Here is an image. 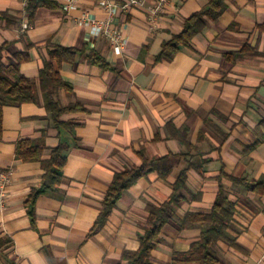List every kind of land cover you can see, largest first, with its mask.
I'll return each mask as SVG.
<instances>
[{
	"label": "crops",
	"instance_id": "0c3cea01",
	"mask_svg": "<svg viewBox=\"0 0 264 264\" xmlns=\"http://www.w3.org/2000/svg\"><path fill=\"white\" fill-rule=\"evenodd\" d=\"M53 1L29 17L28 0H0L3 61L27 52L20 71L37 79L48 47L78 49L73 63L60 66L72 90L61 89L59 97L83 106L61 115L75 123L73 134L55 127L41 103L3 106L0 264H130L124 253L139 248L148 203L168 198L188 161L197 167L186 172L185 199L173 205L151 263L178 264L174 252L187 251L201 234L199 223L184 226L183 217L209 211L221 184L235 213L227 239L213 244L217 264H264V192L254 189L264 183V31L258 27L264 0H220V13L204 16L189 46L171 57H159L163 43L211 0H170L155 16L151 0L129 5L114 20L127 37L120 54L82 23L86 13L106 18L100 0H80L69 11ZM245 44L250 51L243 57L226 56ZM91 50L109 68L86 56ZM42 136L48 148L65 142L66 159L59 190L39 194L31 209L28 196L40 185L50 151L22 161L16 148L20 139ZM170 153L183 156L166 177L157 171L139 177L94 227L115 172Z\"/></svg>",
	"mask_w": 264,
	"mask_h": 264
},
{
	"label": "trees",
	"instance_id": "16d2710c",
	"mask_svg": "<svg viewBox=\"0 0 264 264\" xmlns=\"http://www.w3.org/2000/svg\"><path fill=\"white\" fill-rule=\"evenodd\" d=\"M56 4L53 0H28L26 11L31 17L39 5L54 6ZM222 7L220 0H211L207 6L190 15L185 20L183 30L163 43L159 57H171L181 46H189L193 36L204 27V16L216 17ZM258 27L264 31V21ZM6 49L7 45L0 47V137L2 135L3 106L24 102L41 103L55 127H64L73 134L75 123L61 119V115L64 112L83 110V106L79 102L62 104L59 97L60 90L71 91L72 86L61 77L59 69L63 62H74L75 56L79 52L78 49L59 44L48 47V57L44 58L37 79L27 77L20 71V63L28 58L27 52H15L11 57H7L5 62L3 58ZM248 51H250V48L245 44L241 49L229 52L226 56L232 55L236 59L243 57ZM86 56L92 58L101 67L109 68L106 60L95 51L91 50ZM168 127L174 128L171 123H168ZM180 131L185 132L186 127H183ZM182 134L184 136V133ZM66 148L67 144L61 141L56 146L48 148L45 145L43 136L38 139L24 138L18 141L16 155L22 161L42 160L44 150L49 149L50 151V157L43 160L45 171L40 185L32 188L28 196L31 209L39 194L59 190V182L62 177L61 169L66 159L64 154ZM181 156L183 155L170 153L163 156L144 157L140 165L126 167L115 172L104 195L102 209L94 227L103 224L122 192L129 188L139 177L147 175L151 171H157L161 176L166 177L172 163L176 159H180ZM191 167H197V165L192 161H188L187 166L180 170L177 179L173 182V190L167 199L159 205L148 203V218L143 226V231L138 235L139 248L136 251H126L124 253V257L130 264H152L150 261L151 251L159 240L162 226L170 218L173 205L185 199L184 191L187 189L186 172ZM232 180L243 182L245 179L232 178ZM254 189L260 193L264 192V183L261 181L255 182ZM234 213L235 205L228 199L225 189L220 184L214 203L209 211L187 212L183 217L182 223L184 226L199 223L201 234L198 239L191 243L187 251L174 252L173 262L178 264H217L218 258L213 244L218 240L227 239V229L233 220Z\"/></svg>",
	"mask_w": 264,
	"mask_h": 264
},
{
	"label": "built area",
	"instance_id": "2783aa9c",
	"mask_svg": "<svg viewBox=\"0 0 264 264\" xmlns=\"http://www.w3.org/2000/svg\"><path fill=\"white\" fill-rule=\"evenodd\" d=\"M56 1L63 6L64 10L69 11L75 8L80 0ZM169 1L170 0H151L152 5L149 12L153 16L157 15L159 12L164 10V7ZM142 2L143 0H128L125 3H119L114 0H100L102 8L107 14L106 18L98 19L88 16L86 13L82 23L87 25L94 35L104 38L115 53L120 54L123 51L127 37L123 34L121 27L116 26L114 20L120 12L127 9L129 5H138ZM6 178V175L0 173V186Z\"/></svg>",
	"mask_w": 264,
	"mask_h": 264
}]
</instances>
